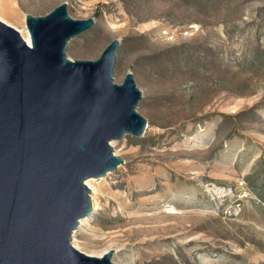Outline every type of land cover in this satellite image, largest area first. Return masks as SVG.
Segmentation results:
<instances>
[{"label":"rangeland","instance_id":"rangeland-1","mask_svg":"<svg viewBox=\"0 0 264 264\" xmlns=\"http://www.w3.org/2000/svg\"><path fill=\"white\" fill-rule=\"evenodd\" d=\"M65 2L94 24L70 59L119 38L114 81L131 71L141 137L111 142L124 162L92 178V215L72 244L112 264H264V0H0L25 14Z\"/></svg>","mask_w":264,"mask_h":264},{"label":"water","instance_id":"water-1","mask_svg":"<svg viewBox=\"0 0 264 264\" xmlns=\"http://www.w3.org/2000/svg\"><path fill=\"white\" fill-rule=\"evenodd\" d=\"M30 44L0 20V264H112L72 244L92 211L85 180L124 160L111 142L141 137L146 118L133 73L114 81L119 38L95 59H70L68 41L94 24L62 2L25 14Z\"/></svg>","mask_w":264,"mask_h":264},{"label":"bare ground","instance_id":"bare-ground-1","mask_svg":"<svg viewBox=\"0 0 264 264\" xmlns=\"http://www.w3.org/2000/svg\"><path fill=\"white\" fill-rule=\"evenodd\" d=\"M0 20L3 21V22H5V23H8L6 21V19L4 18V16L1 14V12H0ZM25 26H26V24H25ZM20 34L25 39V41L28 44H30V37H29V33H28L27 28L24 29L23 31H21ZM92 181H93L92 178H88V179L85 180V183H86V185L88 187H90L92 185ZM92 207L94 208V204H92ZM91 215H92V211H91V213L88 216H85V217L80 218L79 223H82V222L86 221L88 218L91 217Z\"/></svg>","mask_w":264,"mask_h":264},{"label":"built area","instance_id":"built-area-1","mask_svg":"<svg viewBox=\"0 0 264 264\" xmlns=\"http://www.w3.org/2000/svg\"><path fill=\"white\" fill-rule=\"evenodd\" d=\"M262 82H263V84H264V74H263Z\"/></svg>","mask_w":264,"mask_h":264}]
</instances>
